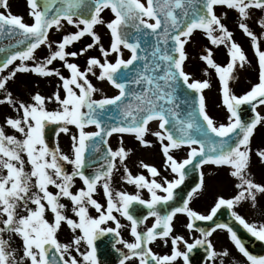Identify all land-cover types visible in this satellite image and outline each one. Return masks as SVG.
I'll return each mask as SVG.
<instances>
[{"label": "snow or ice", "instance_id": "1", "mask_svg": "<svg viewBox=\"0 0 264 264\" xmlns=\"http://www.w3.org/2000/svg\"><path fill=\"white\" fill-rule=\"evenodd\" d=\"M28 4L30 15L34 18L32 24L23 22L20 16L10 12L7 15L0 12V38H16L12 46L15 50L6 53L5 58L0 60V73L9 69L15 61H20L9 70L8 75L0 77V90L5 92L0 104L7 103L18 113L22 111L20 118L8 117L6 124L24 136V139H19L15 135H8L0 126V225H3L0 227V264H99L97 241L106 234H112V247L119 253V264H132L134 258L138 259V264H176L179 258L183 259L184 264H189V253L197 246L204 245L214 264L218 256L229 254L227 250L222 253L215 251L212 241L208 239L217 229L227 230L231 241L249 264H264V256L252 255L226 223H217L210 230L196 228L203 238H197L192 243L183 236L172 235V222L177 213L187 214L190 220L186 226L193 230L195 221L213 220L223 206L233 209L234 205L246 200L252 201L255 206L257 193L264 194V184L254 182L246 172L250 162L251 137L257 124L264 123V115L257 111L258 105L264 106V44L244 22L252 8L264 10V0H146V3L142 0H28ZM57 4L59 7H55ZM217 5H226L239 13V27L251 38L258 57L259 82L243 95L237 96L231 92L229 80L233 78L237 61L244 62L246 56L216 14ZM0 7L7 9L8 0H0ZM105 9H110L115 16L107 22L111 33L110 48L103 46L100 36L94 31L96 24L105 23L101 16ZM152 20L154 22H150ZM63 21L79 30L64 35L61 41L56 42V50H53L49 30L55 28L59 31L64 26ZM259 23L264 27V18ZM197 29L204 30L212 44H225L229 48L230 61L224 67L214 62L211 50L202 57L215 68L222 83L223 103L230 113L227 124L217 126L206 111L202 90L209 87L208 82H190V75L184 70L185 45ZM217 32L220 34L216 35ZM85 34H90L94 43L79 52L65 50ZM41 45H47L49 55L43 61H38L35 52ZM96 45L100 47L103 62L100 58L89 57L87 68L81 70L76 63L66 59L68 56L83 55ZM122 48L130 50V58H123ZM0 52H5V49L0 48ZM112 53L117 54L115 62L109 60ZM57 59L70 70V77H64L59 69L47 67ZM28 61L36 63L30 66ZM17 72L58 76L66 95L62 98L57 91L54 100L62 106V110H46V99L52 100L53 97L45 98L39 93L34 95V103L15 100L12 93L7 91L6 83ZM89 73L99 80L109 81L118 94L94 99L93 94L98 89L89 80ZM181 89L186 93L183 103L187 104L191 99L189 110L183 113L180 111ZM245 104L251 105L255 113L251 122L241 118V107ZM154 120L159 122V128L163 131H156L153 135L159 138L163 146L166 166L178 178L168 180L165 177L163 183L158 182V169L141 162L142 167L151 174V180L143 174L133 176L127 166L124 167V178L137 189L146 188L151 198H142L139 191L135 194L113 192L111 177L117 167V158L123 164L127 153L123 147L113 150L107 138L113 133H134L137 139L147 144L144 134ZM48 123L63 125L57 134L69 133L68 125H75L79 129L78 137L72 135L74 158L64 154L58 145L54 149L49 148L44 138ZM88 125H95L98 131H86ZM184 145L190 150L182 161L170 154V149ZM22 152L27 153L30 172L25 171ZM257 154L264 160V151L258 150ZM93 156H97V159L93 160ZM97 160L103 163L93 174H86V165L91 166ZM64 162L73 165L71 173L65 170ZM207 163L230 166V175L239 181L236 184L238 193L233 198H218L210 214H200L189 204L193 194L203 186L201 172V182L187 193V199H183L181 206H173L170 202L174 201V190L184 183L190 171L200 169ZM3 170H6V174ZM77 176L86 187L73 193L71 188ZM101 182L107 197L106 209L93 198ZM49 185H54L58 191L54 194L49 190ZM33 187L37 191L33 192ZM157 190L166 195L157 194ZM61 197L72 201V211L79 218L78 221L64 214L66 206L60 202ZM136 205H143L147 214L140 215ZM89 206L99 213L97 217L89 214ZM21 208L27 212L26 215L19 213ZM48 208L54 214V222H49L45 217ZM114 212L131 222L134 242L123 239L119 230L123 225ZM231 215L253 237L264 241V223H250L234 210ZM148 217H155V222L146 231L140 230L139 226ZM109 221L115 222L116 227L102 226ZM62 222H66L76 233L70 243L62 244L57 239L56 233ZM5 232L22 238L23 255L19 261L16 258L17 250L12 249L9 240L4 239ZM158 236H171V254H157L149 246ZM181 241L187 251L180 250ZM84 244L87 248L82 251ZM118 244L123 247H116ZM220 264H224L222 259Z\"/></svg>", "mask_w": 264, "mask_h": 264}, {"label": "flooded vegetation", "instance_id": "2", "mask_svg": "<svg viewBox=\"0 0 264 264\" xmlns=\"http://www.w3.org/2000/svg\"><path fill=\"white\" fill-rule=\"evenodd\" d=\"M18 6H24L26 9L25 18L23 22L32 24L34 23V18L30 15L31 9L28 5V0H15ZM29 8V9H28ZM0 12L6 13L4 8L0 10ZM216 14L221 18V22L227 27V29L232 33V40L238 43L242 50L245 53L246 60L244 62H239L234 66L232 77L229 80V88L231 92L237 96L245 94L247 91L251 89V87L259 82V62L258 57L255 53V49L252 47L251 38L248 37L242 29L239 27V23L241 22V18L239 13L235 9H229L226 5H217L215 7ZM264 18V10L252 8L250 10L249 18L244 21L246 22L251 30L260 38L262 44H264V27H261L259 21ZM63 28L59 31L55 28L49 30V40L52 42L53 50H56L57 44L56 42L61 41L63 36L69 33H73L71 24H68L66 21H63ZM72 30V31H71ZM220 33L217 32L216 35ZM88 42L80 39L79 41L73 42L71 45L66 47L67 52H79L82 48L87 46ZM108 48V46H107ZM209 50L212 52V59L215 63L221 65L222 67L226 66L227 63L230 61L229 56V48L225 44L214 45L211 43V40L208 38L206 32L202 29L195 30L191 37L188 39V42L185 45L186 51V60L184 62V70L190 75V82L192 80L204 82L207 81L209 84L208 88L202 90L203 95L206 99V111L213 118L216 124H227L229 122L228 116L230 113L228 112L227 106L223 103V91H222V83L219 79V75L216 72L215 68L208 65L207 62L202 58L203 56L208 55ZM264 50V49H262ZM97 48L94 46L90 49H87V52L83 55H79L77 57L68 56L66 59L68 62L76 63L81 70H84V65L87 61V56L89 54L95 53L98 54ZM123 51V58L126 59L125 54L127 53L125 48H122ZM100 54V53H99ZM98 54V55H99ZM49 55V49L47 45H41L39 49L36 50L35 56L38 61H43ZM117 58V54L112 53L109 56L111 62H115ZM20 61L17 60L14 62L13 65L9 66V69L4 70L3 73H0V77L4 75H8L9 70L13 69L16 64H19ZM30 66H34L36 61H28L27 62ZM48 68H56L59 69L60 72L64 77H70V70H68L64 66V62L57 59L53 62L52 65H48ZM203 68L207 69V73H204ZM90 77L88 76L89 80L91 81ZM93 78V85L98 89L96 93L93 94L95 99H100L103 97H107V93L109 90H104V85L108 83L104 80H99L94 77ZM96 82V83H95ZM112 89L114 93L118 90L115 87L107 85ZM7 91H10L17 101H23L25 103H34L33 97L35 94L39 93L45 98L53 97L52 100L46 99V110L55 111V110H62V106H60L54 100V93L57 91L60 92L61 97L63 98L66 93L62 87V81L56 75H49L44 76L40 75L35 72H17L16 75L8 80L6 83ZM78 92V90H77ZM101 94V95H98ZM5 92L0 90V99H3ZM257 111L262 114L264 113V106H258ZM22 116V111L18 113L11 105L4 103L0 104V126H3L6 133L8 135H15L19 139H24L23 134L17 132L15 129L11 128L6 124V119L8 117L12 118H20ZM221 119L218 120V118ZM261 124V123H260ZM257 124V125H260ZM46 127V126H45ZM70 132L63 133L56 132L53 136L52 133L45 128V142L48 144L49 148H56L57 145L61 149L64 154L69 155L71 158H74V153L72 150V135L79 136V129L75 125H68ZM86 131L93 132L94 127H86ZM119 138L118 139H108V144L112 147L113 150H118L120 147L125 149L127 155L124 158V163H119V158H117V167L114 170L112 177H111V188L113 192L117 191H125L129 194H135L137 191L140 192L142 198L150 199L151 194L147 191V189H137L134 184H129L125 177L124 167L130 170L133 176L143 174L148 180L152 179L151 174L148 170L142 167L141 162L146 163L150 166H154L160 172V175L156 177L158 182L163 183L164 178L166 177L168 180H172L174 178H178L177 174L171 172L170 167L166 166V157L164 156L162 149L158 147L156 149L157 153H154L153 150V137L151 128L148 126V131L144 134V140L147 141V144L142 143L139 139L136 138V135H128V134H116ZM113 136V135H112ZM158 146V145H157ZM156 155L153 157V155ZM158 154V155H157ZM170 154L174 156L177 160L182 161L186 158V151L184 148H176L170 150ZM99 154H97L98 156ZM22 158L25 160V171H31V164L28 162L27 153H21ZM93 156V157H97ZM50 159V157H48ZM260 162V157L254 151L250 153V162L251 166H248V170H252L253 165H258ZM65 163V170L71 173L73 165ZM99 163H94L91 166L85 167L86 174H93L96 168L98 167ZM19 166V165H17ZM6 174V170H3ZM253 171V170H252ZM35 178H33L34 180ZM210 194L212 201L209 202H202L200 189L193 194V197L190 201L189 206L199 212L200 214H207L209 213L208 210L211 209L215 203L216 198L215 194V182L216 176L212 175L210 180ZM86 186L83 184V181L77 176L74 178V183L71 188L73 193L78 192L81 188H85ZM49 190L52 191L54 194L58 191L54 185H49ZM33 192L37 191L35 187L32 189ZM228 191H226V195H224L225 199L232 198L231 196H227ZM157 194L159 195H166L160 190H157ZM182 199H187L185 197V192H182L181 196ZM93 198L96 199L102 206L107 207V197L104 194L102 182L97 185V190L93 193ZM181 200L179 205L182 204ZM60 202L63 203L66 207L63 210L64 214L68 217L77 220L78 217L72 211L73 204L72 201L67 197H61ZM47 207V202L44 201ZM34 208L35 205H32ZM137 209L139 210L140 215H146L147 209L143 205H136ZM207 209V210H206ZM228 209V208H227ZM230 214L234 210L238 214L244 216V218L250 223L260 224L259 219L255 218L250 212H245V207L240 204L234 205L233 209H228ZM19 213L21 215H26L27 212L21 208L19 209ZM89 214L93 217H97L99 213L95 210L94 207L89 206ZM114 215L120 220L121 225L123 227L119 229L121 231V235L123 239L134 242L135 237L131 234V222L128 221L125 217L121 216L119 213L114 212ZM46 219L49 222H54V214L51 212L50 208L45 213ZM233 217V216H232ZM230 223V227L237 233L238 237L242 240L245 244L246 248L252 255L257 256H264V241H260L257 238L253 237L242 225L239 224L238 221L235 220ZM190 218L187 216L186 213H177L176 217L173 219V232L172 235L176 236H183L185 240L189 243L194 242L197 238H203L201 233L196 230V228H200L196 225L193 230H189L187 228V223L189 222ZM155 222V217H148L143 224L139 226L140 230L146 231L148 227H151L152 224ZM228 222V220H227ZM264 223V222H262ZM229 224V223H228ZM104 227H116L115 222L109 221ZM3 227V225H0ZM212 228V227H211ZM211 228L205 229L210 230ZM76 233H73L72 230L69 228L66 222H62L61 228L56 233L57 239L60 243H70ZM4 239L9 240L12 249L17 250V260L19 261L20 257L23 255V241L19 235L14 233H3ZM165 239H167V243H165ZM210 241H212L214 250L218 253H222L224 250L228 251L227 256H218L215 259L214 264H220L221 259L224 261V264H249L247 262L246 257L243 256L242 253L235 247L234 242L230 239V234L227 232L226 229H217L210 237H208ZM114 240L112 234H106L104 237H101L97 241L98 249H97V256L99 264H119V253L115 251L112 247ZM152 247L153 251L160 255H167L171 254L172 250V243H171V236L168 238L157 237V239L149 244ZM116 247L122 248V245H116ZM204 246H198L192 252L189 253V262L190 264H196L197 256L200 254V250ZM87 248V245L84 244L82 246V251ZM127 251L126 249H124ZM180 250L187 251L186 246L183 245L181 241ZM74 255L79 256L78 253L73 252ZM196 259V262H195ZM132 264H138V259L134 258ZM176 264H184L183 259L179 258ZM203 264H213V261L207 257Z\"/></svg>", "mask_w": 264, "mask_h": 264}, {"label": "rangeland", "instance_id": "3", "mask_svg": "<svg viewBox=\"0 0 264 264\" xmlns=\"http://www.w3.org/2000/svg\"><path fill=\"white\" fill-rule=\"evenodd\" d=\"M3 7H0V10ZM29 9V8H28ZM6 15L10 12L12 15H17L20 16L22 18V20H24V16H25V12L26 9L24 8V6H18V4L16 3L15 0H8V8L5 9ZM101 16L103 18V20L105 21V23L102 24H96L94 26V31L100 36L101 38V43L103 44V46L105 48H110V43H111V34H110V30L107 28V22H110L112 19L115 18L114 14L111 12L110 9H105L102 13ZM72 27V32L75 33L77 32L79 29H77L74 25H71ZM83 27V25H81V28ZM81 39H83L84 41L88 42L87 45L94 43L93 42V38L90 34H85L83 37H81ZM97 48V52L98 54H95L92 52V54H89L87 56V59L89 57H97L100 58L101 61L103 62V55L100 51V47L98 45L95 46ZM127 53H125V57H126ZM110 60V59H109ZM111 61V60H110ZM84 70L87 68V61L84 65ZM204 73H207V69L203 68ZM97 72V76L99 75V69H96ZM88 76H92L96 79L97 76H93L91 73L88 74ZM90 77L91 82L93 83V78ZM96 83V82H95ZM104 90H109V93H107V95H110L113 93L112 89L110 87H108L107 85H104ZM101 95V94H98ZM261 115H264V113H262ZM218 120L221 121V119H219V117H217ZM220 124V123H219ZM219 124H216L217 126H219ZM151 132H152V137H153V150L154 153H157L156 149L159 148H163L159 138L155 135H153L154 132L159 131L157 130L158 127L156 126L155 123H152V127L150 126ZM119 137L117 135H113L111 136V139L115 140L118 139ZM158 145V146H157ZM250 147H251V152H258L259 151H264V123H261L260 125H258V127H256V130H254L253 135L251 137V141H250ZM186 149H189V147H185ZM176 149V148H175ZM171 150V149H170ZM163 152V150H162ZM250 152V153H251ZM158 155V154H157ZM156 155L154 154L153 157H155ZM157 158V157H155ZM251 166V163L250 165ZM253 170V171H252ZM252 170H246L247 175L249 176V178L253 179L254 182L256 183H261L264 184V160H262L260 158V162L258 165L254 164ZM232 171L231 169H222V167H216L213 165L210 166H206L203 168L202 172H203V186L200 189V195H201V201L202 202H209L212 201L211 199V194H210V178L212 175L216 176V182H215V198L216 201L218 200V198L223 197L224 195H226V191H228L227 196H231L232 198L238 193V189L236 188V184L239 182L237 180V178L232 177L230 175ZM208 204V203H207ZM240 205L243 204V206L245 207V212H250L252 215H254L255 218L259 219L260 224L262 222H264V194H260L257 193V198L255 201V206H253V202L250 200H246V201H241L239 203ZM207 210V209H206Z\"/></svg>", "mask_w": 264, "mask_h": 264}, {"label": "water", "instance_id": "4", "mask_svg": "<svg viewBox=\"0 0 264 264\" xmlns=\"http://www.w3.org/2000/svg\"><path fill=\"white\" fill-rule=\"evenodd\" d=\"M55 7H59V4H57ZM152 39V38H149ZM15 41L16 38L15 37H11V36H5L0 38V48L5 49V52H3V56H0L1 58H5L6 53L13 51L15 49H13V45H15ZM189 92L191 90H188ZM186 95V93L184 92L183 89H181V93H180V111L183 113L187 110H189L190 106H191V99H189V102L187 104L183 103V99L184 96ZM255 117V114L252 111L251 105L245 104L241 107V118L246 121V122H251V120ZM193 179L195 181V184H198L199 181V172L198 169L194 170V174H193ZM190 180V175H188L185 178V181L182 185H180L182 188L185 184L187 186V182ZM189 186V185H188ZM178 188V189H180ZM203 225V224H202ZM208 226V225H206Z\"/></svg>", "mask_w": 264, "mask_h": 264}]
</instances>
